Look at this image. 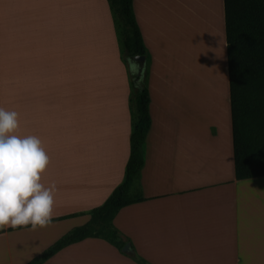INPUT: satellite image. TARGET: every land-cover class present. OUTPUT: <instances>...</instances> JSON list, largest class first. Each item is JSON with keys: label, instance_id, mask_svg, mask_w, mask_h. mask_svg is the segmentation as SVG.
I'll use <instances>...</instances> for the list:
<instances>
[{"label": "crops", "instance_id": "obj_1", "mask_svg": "<svg viewBox=\"0 0 264 264\" xmlns=\"http://www.w3.org/2000/svg\"><path fill=\"white\" fill-rule=\"evenodd\" d=\"M192 3L182 11V35L188 16L208 76L201 93L180 72L165 75L181 37L175 1L133 0L153 66L139 179L145 200L113 220L128 251L90 238L44 264H137L132 256L146 264H264V177L234 174L223 0ZM8 78L16 79L14 116L4 101ZM128 100L106 0H0V264L29 263L84 225L121 183Z\"/></svg>", "mask_w": 264, "mask_h": 264}, {"label": "trees", "instance_id": "obj_2", "mask_svg": "<svg viewBox=\"0 0 264 264\" xmlns=\"http://www.w3.org/2000/svg\"><path fill=\"white\" fill-rule=\"evenodd\" d=\"M106 2L130 89L131 133L123 179L100 206L88 212L89 220L84 225L68 231L27 264H44L62 249L90 238L102 240L123 254L127 239L115 228L113 220L120 210L145 200L139 179L151 127L150 95L146 63L135 62L133 57L145 56L147 61L149 55L135 18L133 0ZM223 13L234 174L237 181L251 180L264 177V0H223ZM43 223L46 222L17 229ZM132 258L137 264H146Z\"/></svg>", "mask_w": 264, "mask_h": 264}, {"label": "rangeland", "instance_id": "obj_3", "mask_svg": "<svg viewBox=\"0 0 264 264\" xmlns=\"http://www.w3.org/2000/svg\"><path fill=\"white\" fill-rule=\"evenodd\" d=\"M162 1H169V0H162ZM174 1H175V10L177 12V8H178V12H179V13H177V26H176L177 36L181 32V37H180L179 41H177V43H176V50H175L174 59L172 58L171 53H169L168 57L166 58L165 75H166L167 79L169 81H171L172 78H174L175 76H178V74L180 72L186 78V81H188V78H189L191 90L193 89V91H195V92L198 91L199 93H201L203 90H206L207 88H209L207 86H204L205 83H208L206 81V80H208V76L206 73H204L205 71L202 68L201 62L198 61V49H199V44H198L199 41L198 40L199 39L197 40V43L194 44V42L192 41V38H191V35H193V36L199 35L200 36V32H199L198 26H195L194 22H193L191 24V34H190L189 21L187 20L188 16H186V15H185L186 16V21H185L186 26L184 24V36L185 37H183V35H182V21L184 18V17H182V11L186 9V12L188 13L190 7L192 10V4L193 3H192V0H174ZM199 1L201 2L202 0H199ZM176 2H177V7H176ZM194 2H195L194 5L197 6V8H199L198 0H194ZM159 4H160V2H159ZM198 11H199V9H198ZM170 27H172V25H170ZM205 30H207V29H205ZM169 39L171 41V44L175 45V39L176 38L173 40L172 37L169 35ZM185 40L187 41V43ZM187 51L190 54V60L188 59V55L186 53ZM148 55H149L148 59H147V61H145V63H146V68H147L146 85H147V88L149 90V86L152 84L151 80H152L153 59H152V56L149 52H148ZM202 58H203L205 64H207L208 59H207V55L204 52H202ZM193 66H194V68H196L195 71H196V76L198 78V83L196 84V86H194L192 83V75L191 74H192ZM208 67H209V65L207 66V69H208ZM133 68H136V66L133 65ZM179 85H180V83H179ZM5 90H6V95H5L4 101L9 106V115L13 114V116H14V113H15L14 105L16 102V79H14V78L9 79L8 78L7 79V87ZM9 90H10V93H9ZM129 92H130V89H129Z\"/></svg>", "mask_w": 264, "mask_h": 264}, {"label": "water", "instance_id": "obj_4", "mask_svg": "<svg viewBox=\"0 0 264 264\" xmlns=\"http://www.w3.org/2000/svg\"><path fill=\"white\" fill-rule=\"evenodd\" d=\"M133 60L135 62H145L146 61V57L145 56H135L133 57ZM129 249V244H126L124 247H123V251L124 252H127Z\"/></svg>", "mask_w": 264, "mask_h": 264}]
</instances>
